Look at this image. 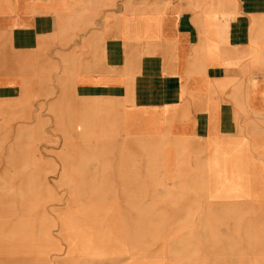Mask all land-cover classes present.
<instances>
[{
  "label": "crops",
  "instance_id": "crops-1",
  "mask_svg": "<svg viewBox=\"0 0 264 264\" xmlns=\"http://www.w3.org/2000/svg\"><path fill=\"white\" fill-rule=\"evenodd\" d=\"M62 93L71 146L133 185L177 195L200 151L217 194L264 202V0H0L4 137L50 140Z\"/></svg>",
  "mask_w": 264,
  "mask_h": 264
},
{
  "label": "rangeland",
  "instance_id": "rangeland-1",
  "mask_svg": "<svg viewBox=\"0 0 264 264\" xmlns=\"http://www.w3.org/2000/svg\"><path fill=\"white\" fill-rule=\"evenodd\" d=\"M64 97L50 140L44 122L36 137L27 122L16 138L0 127V264H264V202L217 194L205 152L184 155L177 195L133 185L141 173L71 146Z\"/></svg>",
  "mask_w": 264,
  "mask_h": 264
}]
</instances>
